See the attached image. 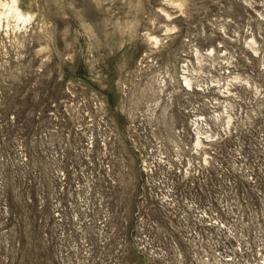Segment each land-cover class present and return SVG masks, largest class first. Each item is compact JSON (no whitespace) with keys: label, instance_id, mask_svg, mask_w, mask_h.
Masks as SVG:
<instances>
[{"label":"rangeland","instance_id":"1","mask_svg":"<svg viewBox=\"0 0 264 264\" xmlns=\"http://www.w3.org/2000/svg\"><path fill=\"white\" fill-rule=\"evenodd\" d=\"M178 1L0 22V264H264V0Z\"/></svg>","mask_w":264,"mask_h":264},{"label":"bare ground","instance_id":"2","mask_svg":"<svg viewBox=\"0 0 264 264\" xmlns=\"http://www.w3.org/2000/svg\"><path fill=\"white\" fill-rule=\"evenodd\" d=\"M168 1L174 2L175 0H168ZM178 4H180L179 6L183 5V3L181 1ZM32 17H33V13L31 11L24 10L20 6L19 0H0V22L1 21H6L7 27L12 25V21L15 22V26L16 27L21 28V25L23 27H25V22L30 21ZM149 39L151 41H154L155 43H157L158 41H160L157 36L150 35V34H149ZM184 78H185V80H186V82H187L188 85H191V83H193V82H191L192 79L190 78V76H186L185 75ZM191 87H193V86L191 85ZM198 143L199 144L201 143V139L198 140Z\"/></svg>","mask_w":264,"mask_h":264}]
</instances>
